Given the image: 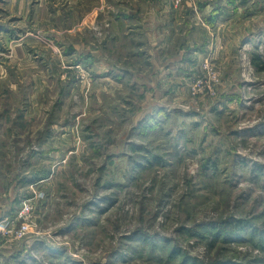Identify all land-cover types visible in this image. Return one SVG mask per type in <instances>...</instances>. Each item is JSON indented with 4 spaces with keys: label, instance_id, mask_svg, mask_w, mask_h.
I'll list each match as a JSON object with an SVG mask.
<instances>
[{
    "label": "rangeland",
    "instance_id": "374dc122",
    "mask_svg": "<svg viewBox=\"0 0 264 264\" xmlns=\"http://www.w3.org/2000/svg\"><path fill=\"white\" fill-rule=\"evenodd\" d=\"M40 3L0 0V264H264V0H214V56L167 103L120 75L151 62L108 3L93 31L98 0ZM27 200L30 233L5 236Z\"/></svg>",
    "mask_w": 264,
    "mask_h": 264
},
{
    "label": "crops",
    "instance_id": "0c3cea01",
    "mask_svg": "<svg viewBox=\"0 0 264 264\" xmlns=\"http://www.w3.org/2000/svg\"><path fill=\"white\" fill-rule=\"evenodd\" d=\"M87 1L71 0L81 6ZM107 3L115 10V13L110 14L113 17L111 21L116 46H123L122 42L128 38L139 47L134 57L146 56L144 58L151 62L146 67L150 70L144 67L140 72L137 68L124 69L120 75L130 76L131 85H141L144 92H160L161 98L157 103L168 102L163 93L175 85L171 83L172 76L179 79V76L184 78L193 75L194 66L197 65L195 61L202 60L208 53L214 56V0H188L180 10L172 7L171 0H98L97 6L83 13L85 18L81 24H74L72 35L85 28L93 31L98 17L108 7ZM38 6H41L39 10L44 14L43 0ZM227 12L225 8L223 15ZM78 25L80 29L77 31ZM224 26L227 27V22L221 24L218 21L215 29ZM220 37L225 38V32ZM73 49L72 55L79 54L86 62L92 59L97 61V65L93 64L92 68L99 70L97 75L109 79L111 69L107 68L103 52L93 50L91 43L84 40L74 43ZM120 70L116 69L115 72ZM184 85L188 89L189 83Z\"/></svg>",
    "mask_w": 264,
    "mask_h": 264
},
{
    "label": "built area",
    "instance_id": "2783aa9c",
    "mask_svg": "<svg viewBox=\"0 0 264 264\" xmlns=\"http://www.w3.org/2000/svg\"><path fill=\"white\" fill-rule=\"evenodd\" d=\"M187 0H171L175 7H181ZM211 80L214 81V69H209ZM42 196V195H41ZM33 203L32 200H27L23 203L17 221L4 222L2 231L5 236H12L15 240H23L30 233V227L33 224Z\"/></svg>",
    "mask_w": 264,
    "mask_h": 264
}]
</instances>
